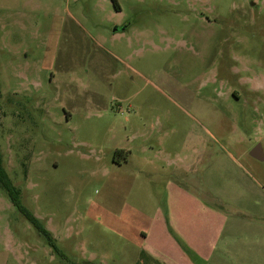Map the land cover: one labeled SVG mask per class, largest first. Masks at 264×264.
Segmentation results:
<instances>
[{
	"label": "rangeland",
	"instance_id": "374dc122",
	"mask_svg": "<svg viewBox=\"0 0 264 264\" xmlns=\"http://www.w3.org/2000/svg\"><path fill=\"white\" fill-rule=\"evenodd\" d=\"M117 1L0 0V150L58 248L0 187V264H232L222 237H264V0Z\"/></svg>",
	"mask_w": 264,
	"mask_h": 264
},
{
	"label": "crops",
	"instance_id": "0c3cea01",
	"mask_svg": "<svg viewBox=\"0 0 264 264\" xmlns=\"http://www.w3.org/2000/svg\"><path fill=\"white\" fill-rule=\"evenodd\" d=\"M147 150L146 147H143V152ZM152 151V150H151ZM203 151V150H202ZM199 153V151H196ZM132 156H133V151L128 148V147H118L115 152V156L113 158V163L116 167L119 169H124L129 167L132 163ZM227 158H231L233 162L239 163L237 158L231 154L228 153ZM166 159V157H165ZM164 159V161H165ZM166 162V161H165ZM174 162L175 165H177L178 168H181L182 170H185V172H189L190 170V162H189V157L182 158L178 157ZM141 163L140 165H136L134 163V167L138 169L140 173H144V167L148 168H156V161L154 159H150V157H145L144 159L141 158ZM171 163V162H169ZM168 163V164H169ZM169 188V186H168ZM178 192L181 197V200L178 204H171V211L172 209H180L181 211L183 210V197H184V191L183 187L181 188L178 185ZM172 218L174 221L179 223V226H184V218L182 217H173ZM170 220V219H169ZM171 220V221H173ZM181 234L183 231V228L180 229ZM141 237H139L140 240L142 241H147L150 240V237H148L147 232L141 231L140 232ZM221 237V236H220ZM218 237V238H220ZM223 238V237H222ZM222 238L219 240L220 242H233V244H230L231 246V253H232V264H264V237H251L250 235L248 237H226V240H222ZM235 244V246H234ZM241 249L242 253H239V250L237 251V248ZM193 248V246H192ZM194 249V248H193ZM199 250V248H197ZM196 250V251H197ZM224 253H226L225 250L221 247V249ZM237 251V253H236ZM198 252V251H197ZM199 253V252H198ZM149 254V253H148ZM151 254V253H150ZM149 254V255H150ZM200 255H205L203 253H199ZM235 255V256H234ZM216 258V264H228L226 261H224L223 258L220 256H215Z\"/></svg>",
	"mask_w": 264,
	"mask_h": 264
},
{
	"label": "trees",
	"instance_id": "16d2710c",
	"mask_svg": "<svg viewBox=\"0 0 264 264\" xmlns=\"http://www.w3.org/2000/svg\"><path fill=\"white\" fill-rule=\"evenodd\" d=\"M114 5L120 10L117 0H112ZM0 187H2L8 194L12 204L16 207L18 212L28 220L32 226L37 230V232L45 237L49 245L58 252V248L55 243V239L52 234L42 225L40 220L31 213L23 204L21 198V191L12 182L7 170L4 167L3 155L0 150Z\"/></svg>",
	"mask_w": 264,
	"mask_h": 264
},
{
	"label": "water",
	"instance_id": "95a60500",
	"mask_svg": "<svg viewBox=\"0 0 264 264\" xmlns=\"http://www.w3.org/2000/svg\"><path fill=\"white\" fill-rule=\"evenodd\" d=\"M251 156L259 161H264V154L261 145H259L252 151Z\"/></svg>",
	"mask_w": 264,
	"mask_h": 264
},
{
	"label": "flooded vegetation",
	"instance_id": "af4514ba",
	"mask_svg": "<svg viewBox=\"0 0 264 264\" xmlns=\"http://www.w3.org/2000/svg\"><path fill=\"white\" fill-rule=\"evenodd\" d=\"M116 29H117V30H119V29H124V25L116 26Z\"/></svg>",
	"mask_w": 264,
	"mask_h": 264
}]
</instances>
